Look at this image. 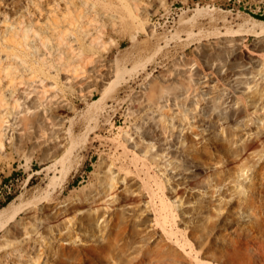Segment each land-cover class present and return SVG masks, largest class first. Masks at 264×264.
Returning a JSON list of instances; mask_svg holds the SVG:
<instances>
[{
	"label": "rangeland",
	"instance_id": "374dc122",
	"mask_svg": "<svg viewBox=\"0 0 264 264\" xmlns=\"http://www.w3.org/2000/svg\"><path fill=\"white\" fill-rule=\"evenodd\" d=\"M131 13L119 0H2L0 264H134L169 235L186 257L173 264H264V0ZM95 206L104 238L85 219Z\"/></svg>",
	"mask_w": 264,
	"mask_h": 264
},
{
	"label": "bare ground",
	"instance_id": "6f19581e",
	"mask_svg": "<svg viewBox=\"0 0 264 264\" xmlns=\"http://www.w3.org/2000/svg\"><path fill=\"white\" fill-rule=\"evenodd\" d=\"M119 1L121 2V4L123 6H125L127 8V10L130 13L131 12L133 13L134 9H138L140 7V4L144 0H119ZM1 2H2V0H0V4H1ZM103 2L108 3V0H103ZM92 6L95 7V3H92ZM13 9H15V8H13ZM16 11H17V9H16ZM106 16L108 19H111L113 21L112 17H114V16L112 13H109V14L106 13ZM257 21H256V23H257ZM15 22L19 23V20L17 19V20H15ZM5 28H16V26L12 22L11 25L6 26ZM0 58H1V54H0ZM94 101H96V100H94ZM263 168H264V165H263ZM113 174H114V171H112L110 169V166L107 165V170L105 171L104 181L101 183V186L98 189H96V192H97L96 195L92 196L93 202H95V203L100 202V200L103 198V196H108V190L107 189H110L112 187L111 180L114 179ZM124 178H125V176H124ZM175 178L177 180L179 178V176H175ZM178 188H179V183H175L174 185H172L170 187L171 192L173 193V197H176V198L179 197V195H177L178 193L176 192V190ZM135 195L138 197V201L142 202V200H141V198L143 197L142 194L136 193ZM128 205L129 204H127V206L123 208L124 211H125V209H127ZM163 205H164V203L162 204V206ZM150 206L151 205L148 202L144 203V205H142V212H145L147 214L150 210ZM96 207L97 206L92 208L93 212L91 211V208L88 209V214L85 217V219H86V222L89 224L88 226L95 229L98 237L104 238V233H105V230H106L108 223H109V220H108L109 214H107L106 212H102V211L98 210ZM155 219L157 221H160L161 224L168 222L167 214L160 213V214L155 216ZM73 224H74V226L78 227L79 232L81 234H83L85 236H89V237L92 236L93 239L97 238L95 232L92 233L91 229H89L90 227H84L82 225V223H80V222H76ZM147 224H148L147 226H150V220H148ZM93 235H95V236H93ZM57 236L58 235H52L53 240L56 239ZM161 238L163 241H165V244L170 243L168 248H166V249L165 248H159L156 252L155 251L153 252L152 250L149 249V251L147 250L148 252H145V254H142L137 260L133 261V263L134 264H173V262H174L173 257H175L176 254H178L180 256V258H182V259L186 258L185 255L182 254L179 251V249L172 243L171 235H169L171 242L164 237H161ZM39 249L40 248H38V250ZM48 250L50 253H52L53 255H56V256H60V254H62L61 252H63V251H61L60 246L57 245L56 243H55V245L51 243V245H49V247H48ZM139 252H141V249ZM201 260L204 264H213L208 259L204 258ZM13 264H45V263L42 261L33 262V259H28L24 256L16 255V257L14 258Z\"/></svg>",
	"mask_w": 264,
	"mask_h": 264
},
{
	"label": "trees",
	"instance_id": "16d2710c",
	"mask_svg": "<svg viewBox=\"0 0 264 264\" xmlns=\"http://www.w3.org/2000/svg\"><path fill=\"white\" fill-rule=\"evenodd\" d=\"M259 18V16H257Z\"/></svg>",
	"mask_w": 264,
	"mask_h": 264
}]
</instances>
